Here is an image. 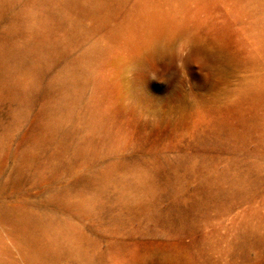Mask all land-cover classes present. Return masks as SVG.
<instances>
[{
  "label": "rangeland",
  "instance_id": "1",
  "mask_svg": "<svg viewBox=\"0 0 264 264\" xmlns=\"http://www.w3.org/2000/svg\"><path fill=\"white\" fill-rule=\"evenodd\" d=\"M0 264H264V0H0Z\"/></svg>",
  "mask_w": 264,
  "mask_h": 264
}]
</instances>
